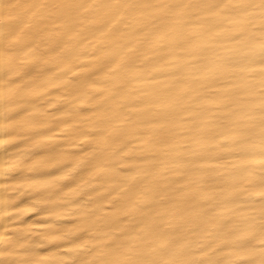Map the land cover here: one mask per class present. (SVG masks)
Wrapping results in <instances>:
<instances>
[{
	"label": "bare ground",
	"instance_id": "obj_1",
	"mask_svg": "<svg viewBox=\"0 0 264 264\" xmlns=\"http://www.w3.org/2000/svg\"><path fill=\"white\" fill-rule=\"evenodd\" d=\"M262 21L260 0H0V233L80 221L12 258L152 259L156 231L258 252Z\"/></svg>",
	"mask_w": 264,
	"mask_h": 264
},
{
	"label": "clouds",
	"instance_id": "obj_2",
	"mask_svg": "<svg viewBox=\"0 0 264 264\" xmlns=\"http://www.w3.org/2000/svg\"><path fill=\"white\" fill-rule=\"evenodd\" d=\"M260 6L262 15H264V0H260ZM262 35H264V31H262ZM80 131V129H73V139L77 138L76 133H80ZM261 195H264V191L261 192ZM4 203V198L0 197V205ZM27 211H31V209ZM6 215V212L0 211V222ZM78 215L69 207L67 212L52 214L50 221L38 229L29 226L17 229L12 234L0 233V264H37L30 255L28 258L14 259L12 258L13 254L18 251L31 254L43 248L44 245L59 239H67L78 230L80 221L77 220L76 224L72 226L66 225L62 221L64 218H76ZM20 218V216L16 217V219ZM260 224L259 244L261 247L258 252L227 253L224 249L218 248L215 240L197 239L194 234L182 235L179 239H169L166 244H157V241L163 237L159 231H156L145 236L141 242V247L152 249L154 253L152 259L135 258L125 261L108 258L97 259L94 255L97 250L87 248L83 251L70 249L67 253L69 257L67 264H236L242 256L258 257L248 261V264H264V220H261ZM90 257L92 258L90 259Z\"/></svg>",
	"mask_w": 264,
	"mask_h": 264
}]
</instances>
